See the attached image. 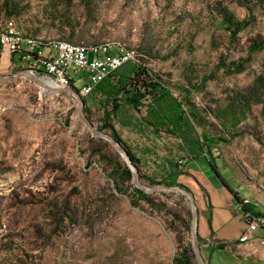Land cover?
<instances>
[{
    "label": "rangeland",
    "instance_id": "374dc122",
    "mask_svg": "<svg viewBox=\"0 0 264 264\" xmlns=\"http://www.w3.org/2000/svg\"><path fill=\"white\" fill-rule=\"evenodd\" d=\"M224 11L245 22L232 38L221 24ZM6 19L42 43L132 54L110 78L118 82L79 94L86 119L108 135L111 126L128 145L144 186L179 187V175L187 183L189 163L203 156L238 199L264 217V98L238 122V136H228L220 116L263 75L264 49L250 55L238 74L219 66L241 63L247 47L264 40V0H0V27ZM20 71L26 70L19 67L9 76ZM142 73L161 80L167 94L127 105L123 88ZM37 77L46 81L43 74ZM187 104L208 134L224 140L209 147V156L195 141L193 129L201 128L178 122ZM90 138L70 94L24 78L0 86V264H174L188 246L189 232L179 222L145 202L132 206L129 195L116 190L115 170L126 163L108 144ZM149 196L180 219L190 211L175 193ZM255 233L264 239V230ZM198 247L205 264H264L225 253L208 257L207 248Z\"/></svg>",
    "mask_w": 264,
    "mask_h": 264
},
{
    "label": "trees",
    "instance_id": "16d2710c",
    "mask_svg": "<svg viewBox=\"0 0 264 264\" xmlns=\"http://www.w3.org/2000/svg\"><path fill=\"white\" fill-rule=\"evenodd\" d=\"M8 22H13L12 19H8ZM14 23V22H13ZM221 24L226 28L227 32L229 33V37L232 38L234 37L244 26L245 22L237 23L233 20L232 16L229 15L226 11L221 13ZM22 37L26 40H30L34 42L38 48H40V51L44 50L47 48L48 43L52 42H47V43H42L35 38L32 37ZM54 42H64V41H54ZM264 49V40L260 39L259 41H256L254 44L250 45L247 47V55L244 59L241 60V63H224L220 62L219 66L227 73L230 74H238L243 71V64L246 63L250 55L260 52L261 50ZM129 63L123 64L120 68H122L124 65H127ZM118 68L111 74L107 75L93 90V92L96 91V89H99L104 86V85H113L114 80L118 79H110L112 76L116 75ZM143 78L140 79L138 82H134L133 84H129L123 88V94L125 95V102L127 105L133 106V107H138L141 103L142 100L145 98H152L153 94H156L157 92L161 93H166V89L164 87V83L157 79L153 75H149L147 73H142ZM205 81V79H204ZM118 82V81H116ZM115 82V84H116ZM73 90H75L77 93H79V89L72 87ZM142 89V91H140ZM92 92V93H93ZM185 94H189L188 90H183ZM167 94V93H166ZM264 98V73L261 76H258L254 81L251 87L247 90V93L243 94H236L230 104L226 105L225 109L221 112V117L224 118L225 126H229V134L228 136L234 137L238 136L241 133L236 131V127L238 122H240L241 118H245V113L247 110H249V107L251 104H259L261 102V99ZM153 99V98H152ZM189 105V104H187ZM189 110L185 114L182 113L180 115V119L178 122L185 121L186 124L190 127V129H193L195 124L201 128V131L197 130V127L194 130V133L196 135L195 141L196 144L199 142L201 144V147L199 149L203 148V154L209 156V147L215 146L218 142H224L223 139H217L214 136H211L204 130V125L202 123V119L199 117L198 113L195 111V109L192 106H188ZM186 116V117H185ZM107 127L111 130V133L109 134L113 140L121 147L123 148L128 157L130 158L131 162L133 163V157L131 155V152L129 148L124 144L121 139L118 137V135L115 133V131L112 129L111 126L107 125ZM226 129V127H225ZM91 143H102L104 145H107L102 140H94V139H89ZM204 144H203V143ZM205 146V149L204 147ZM209 167L213 171V173L216 175L218 180L221 182V184L231 193V195L234 197V199L237 201L238 204H240V200L238 199L237 195L230 189V187L224 182L222 177L220 176L219 172L217 171V168L215 164L209 159L208 160ZM117 172L116 180H117V187L116 190L119 191L120 193H127L130 197V203L132 206H136L138 201L145 202L148 204L151 208L155 209L158 212H164L168 216L169 222H179L180 226L182 227L184 232H188L189 230V224L188 220L190 217V211H186V219H180L179 216L172 212L169 209H165V204H162L160 206H156L152 199L151 196L144 194L137 188L133 187L131 184V175L130 171L127 167H118L115 170V173ZM175 174L170 175L169 178H173ZM140 179V177H139ZM149 183L152 185H157L158 183H154L151 180H148ZM126 184L125 190L126 191H121L120 186H123ZM179 186V185H178ZM181 189H184L182 186H179ZM185 190V189H184ZM178 199L180 201H185L184 198L180 195H177ZM250 212L253 213L254 216L259 217L262 215L256 214L254 211H252L250 208H247ZM196 241L198 242V246L200 245L201 241L196 237ZM217 248L222 249L223 244H218L216 245ZM174 264H190L191 260H194L193 255L191 253L189 243L188 246L183 249L180 253L177 254V256L174 258Z\"/></svg>",
    "mask_w": 264,
    "mask_h": 264
},
{
    "label": "built area",
    "instance_id": "2783aa9c",
    "mask_svg": "<svg viewBox=\"0 0 264 264\" xmlns=\"http://www.w3.org/2000/svg\"><path fill=\"white\" fill-rule=\"evenodd\" d=\"M6 50L17 61V66L37 76L43 74L46 81L55 87H63V72H70L71 80L82 82L86 96L109 74L132 59V54L121 52L111 54L105 47L88 48L82 45H58L48 43V51H40L38 46L20 43V37L6 19L0 27V56ZM247 200L237 204L244 231L240 243L249 242L257 230H264V217H256L247 208ZM258 245L264 248V239Z\"/></svg>",
    "mask_w": 264,
    "mask_h": 264
},
{
    "label": "crops",
    "instance_id": "0c3cea01",
    "mask_svg": "<svg viewBox=\"0 0 264 264\" xmlns=\"http://www.w3.org/2000/svg\"><path fill=\"white\" fill-rule=\"evenodd\" d=\"M18 68L15 59L3 50L0 56V77L9 76ZM75 82H79L78 87L82 85L81 81L74 79L71 82L72 87ZM126 146L128 147L127 144ZM208 160L201 156L189 163L190 169L187 173L190 177L187 183L181 179L185 178V175L177 177L179 185L195 200L196 237L201 241L200 247L207 248L208 257L225 253L242 261H264V249L257 242L261 237L259 234L255 233L249 242H239L244 225L237 212L238 203L213 173ZM192 186L195 188L193 191ZM218 244H223V248H217ZM231 248L238 251L235 256L230 253Z\"/></svg>",
    "mask_w": 264,
    "mask_h": 264
},
{
    "label": "water",
    "instance_id": "95a60500",
    "mask_svg": "<svg viewBox=\"0 0 264 264\" xmlns=\"http://www.w3.org/2000/svg\"><path fill=\"white\" fill-rule=\"evenodd\" d=\"M21 78L27 79V80L35 83L39 87H41L45 90L54 92L56 94H60V93L70 94L76 102L78 116H79L80 120L82 121V123L88 128L90 135H91V138L94 140H102V141L106 142L114 150V152L124 160L127 168L130 171L131 184L133 187L137 188L138 190H140L141 192H143L146 195H149V194L156 192V191H167V192H171V193H175L177 195H180L184 198V200L190 206V221H189V230H188V232H189V247H190L191 253L193 255L194 261L197 264H205V262L201 256L199 247L196 243V206H195L194 200L191 197V195L179 187H165V186L146 187L142 183H140V181L138 180L137 170L135 169V167L131 163V160L128 157L126 151L123 148H121L113 140V138L110 135L103 133L101 131H97L94 128V126L86 119V117L84 116L83 111H82V100L78 96V94L76 93L75 90L66 89V88H58L55 86H53V87L49 86V85H47L46 81L39 79L37 76L33 75L32 73H30L28 71H20L19 73L14 74L12 76L0 77V86L4 85L6 83H9V82L16 81V80L21 79Z\"/></svg>",
    "mask_w": 264,
    "mask_h": 264
},
{
    "label": "bare ground",
    "instance_id": "6f19581e",
    "mask_svg": "<svg viewBox=\"0 0 264 264\" xmlns=\"http://www.w3.org/2000/svg\"><path fill=\"white\" fill-rule=\"evenodd\" d=\"M8 23H12V28L14 29V31H15V33L20 37V43H22V44H25V45H29V46H37L34 42H32V41H30V40H26V39H24L23 37H22V35L17 31V29H16V27L14 26V24H13V22H8ZM52 43H57L58 45H72V44H70V43H67V42H52ZM48 51V45H47V48H45L44 50H42V51ZM121 52H126V51H123V50H120ZM71 82H72V80H71V76H70V72H63V86H65V88L66 89H71V88H69V86H71ZM46 83H47V85H49V86H54L52 83H50V82H47L46 81ZM58 88H63V87H58ZM77 93V92H76ZM78 94V96L81 98V96H86V93H85V91H84V89L83 88H81L80 90H79V93H77ZM81 96H80V95Z\"/></svg>",
    "mask_w": 264,
    "mask_h": 264
}]
</instances>
